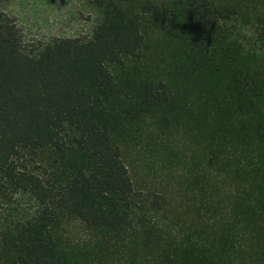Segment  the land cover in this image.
<instances>
[{
    "label": "trees",
    "instance_id": "1",
    "mask_svg": "<svg viewBox=\"0 0 264 264\" xmlns=\"http://www.w3.org/2000/svg\"><path fill=\"white\" fill-rule=\"evenodd\" d=\"M82 1L42 42L0 0V264H264V0ZM181 133L193 222L126 163Z\"/></svg>",
    "mask_w": 264,
    "mask_h": 264
},
{
    "label": "rangeland",
    "instance_id": "2",
    "mask_svg": "<svg viewBox=\"0 0 264 264\" xmlns=\"http://www.w3.org/2000/svg\"><path fill=\"white\" fill-rule=\"evenodd\" d=\"M2 8L17 21L28 41L86 36L96 20L93 9L82 0H2ZM183 133L131 150L126 163L136 189L164 195L172 216L193 222L198 217L195 188L191 187L198 175L197 162L193 159L195 147ZM157 143L160 145L155 147ZM6 214L0 205L1 222Z\"/></svg>",
    "mask_w": 264,
    "mask_h": 264
}]
</instances>
